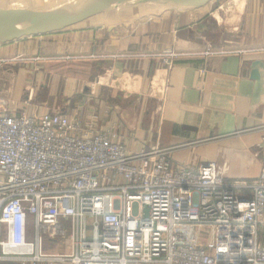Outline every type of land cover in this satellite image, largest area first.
<instances>
[{"label":"crops","instance_id":"obj_1","mask_svg":"<svg viewBox=\"0 0 264 264\" xmlns=\"http://www.w3.org/2000/svg\"><path fill=\"white\" fill-rule=\"evenodd\" d=\"M13 1L0 0V9L16 19L42 11ZM71 1L42 3L55 10ZM117 6L0 45L7 112L61 114L96 132L114 131L133 154L170 150L173 167L214 161L228 181L258 178L264 0H214L195 11ZM169 52L177 58L167 66Z\"/></svg>","mask_w":264,"mask_h":264},{"label":"built area","instance_id":"obj_2","mask_svg":"<svg viewBox=\"0 0 264 264\" xmlns=\"http://www.w3.org/2000/svg\"><path fill=\"white\" fill-rule=\"evenodd\" d=\"M4 100L0 264H264V169L228 181L214 161L173 167L170 150L133 154L114 131ZM44 239L64 252L42 254Z\"/></svg>","mask_w":264,"mask_h":264},{"label":"water","instance_id":"obj_3","mask_svg":"<svg viewBox=\"0 0 264 264\" xmlns=\"http://www.w3.org/2000/svg\"><path fill=\"white\" fill-rule=\"evenodd\" d=\"M214 0H74L55 10H47L29 20L16 19L0 9V45L40 37L59 31L69 24L96 15L112 6L151 3L175 10L195 11Z\"/></svg>","mask_w":264,"mask_h":264},{"label":"rangeland","instance_id":"obj_4","mask_svg":"<svg viewBox=\"0 0 264 264\" xmlns=\"http://www.w3.org/2000/svg\"><path fill=\"white\" fill-rule=\"evenodd\" d=\"M41 2L42 6L40 5L39 6V3ZM44 0H14L13 1V4H10L12 6H24L26 5L28 8L30 9H34V8H40L42 9L41 12L37 13V14H41L49 9L46 8V6L43 5ZM123 6H126V7H139L141 5H146V7L149 6H152V7H161V6H158V5H155V4H151V3H146V4H122ZM133 5V6H131ZM118 7V6H117ZM125 7V8H126ZM64 252V249L62 246L58 245L57 242H53L52 244L49 245V242L44 239L43 240V245H42V254L44 255H48V254H59V253H62Z\"/></svg>","mask_w":264,"mask_h":264},{"label":"bare ground","instance_id":"obj_5","mask_svg":"<svg viewBox=\"0 0 264 264\" xmlns=\"http://www.w3.org/2000/svg\"><path fill=\"white\" fill-rule=\"evenodd\" d=\"M74 1V0H73ZM72 2V1H71ZM70 3V2H69ZM65 5V4H64Z\"/></svg>","mask_w":264,"mask_h":264}]
</instances>
